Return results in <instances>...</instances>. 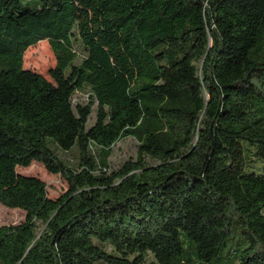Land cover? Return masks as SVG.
I'll return each instance as SVG.
<instances>
[{"label": "trees", "instance_id": "trees-1", "mask_svg": "<svg viewBox=\"0 0 264 264\" xmlns=\"http://www.w3.org/2000/svg\"><path fill=\"white\" fill-rule=\"evenodd\" d=\"M0 205V264H264V0H0Z\"/></svg>", "mask_w": 264, "mask_h": 264}, {"label": "rangeland", "instance_id": "rangeland-1", "mask_svg": "<svg viewBox=\"0 0 264 264\" xmlns=\"http://www.w3.org/2000/svg\"><path fill=\"white\" fill-rule=\"evenodd\" d=\"M56 64L55 58L50 50L48 43L40 42L35 46L27 49L23 58V68L36 72L42 75L45 79L52 82L49 77V70L54 68ZM197 67L200 69V61L196 63ZM89 103V96L87 92H77L72 97V105L76 107L78 105L85 106ZM96 103L93 105L92 113L89 117L87 128L92 126L95 122L96 113ZM138 143L135 139L131 137L124 138L116 142L112 148L110 156L107 159L108 168L105 170L107 175H110L113 171H118L122 165L131 162L135 163L138 161ZM94 155H99V150H93ZM59 155L67 163H73V155L67 153L59 152ZM144 163L148 166L156 164V161L152 160L150 157H144ZM257 167V166H256ZM256 169V168H255ZM18 174L24 176H34L42 180L47 186V195L50 199H57L59 196L67 192L66 182L59 176L49 174L44 167L36 162H33L27 168H16ZM25 220V213L18 209H10L0 205V227L2 226H15L22 223ZM37 235H39L43 229L44 225L36 221ZM241 244L240 248H244ZM109 251L110 249L107 248ZM214 264V263H213Z\"/></svg>", "mask_w": 264, "mask_h": 264}, {"label": "water", "instance_id": "water-1", "mask_svg": "<svg viewBox=\"0 0 264 264\" xmlns=\"http://www.w3.org/2000/svg\"><path fill=\"white\" fill-rule=\"evenodd\" d=\"M42 76V75H41Z\"/></svg>", "mask_w": 264, "mask_h": 264}]
</instances>
